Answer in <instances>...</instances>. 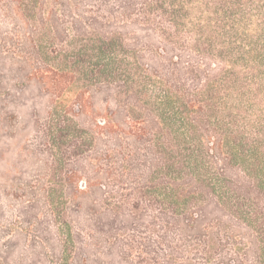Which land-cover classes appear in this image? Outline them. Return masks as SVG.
<instances>
[{"label": "trees", "instance_id": "1", "mask_svg": "<svg viewBox=\"0 0 264 264\" xmlns=\"http://www.w3.org/2000/svg\"><path fill=\"white\" fill-rule=\"evenodd\" d=\"M0 24L2 120L36 84L63 146L0 264H264V0H0Z\"/></svg>", "mask_w": 264, "mask_h": 264}, {"label": "rangeland", "instance_id": "2", "mask_svg": "<svg viewBox=\"0 0 264 264\" xmlns=\"http://www.w3.org/2000/svg\"><path fill=\"white\" fill-rule=\"evenodd\" d=\"M3 31L7 32L0 24V54L12 48L11 45L6 47ZM8 65L0 64V68H3L0 69V76L17 74V64H14L13 71ZM27 94L26 103L18 106L11 121L4 122L3 113L0 112V225L31 229L30 233H34L31 226L22 220L18 205L29 197H41L52 177L55 180L61 178L63 167L59 158L62 157L63 146L56 143L57 140L52 144L53 138L49 135V125L45 119L49 117L45 105L48 95H41L36 84L27 88ZM34 100L38 109L33 107ZM87 124H90L89 121ZM18 185L24 190L15 195ZM246 241L245 238L240 245L242 251L247 249Z\"/></svg>", "mask_w": 264, "mask_h": 264}]
</instances>
